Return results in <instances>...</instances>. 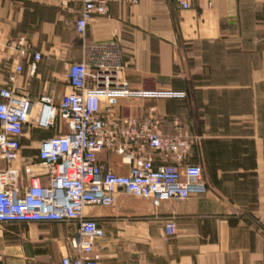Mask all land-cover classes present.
<instances>
[{"label": "crops", "instance_id": "crops-1", "mask_svg": "<svg viewBox=\"0 0 264 264\" xmlns=\"http://www.w3.org/2000/svg\"><path fill=\"white\" fill-rule=\"evenodd\" d=\"M80 7L81 0H0V84L21 64L20 93L58 103L69 90V64L82 58ZM87 40L121 44L133 89L186 93L184 100H121L115 112L155 114L167 134L179 125L191 141L183 165H198L209 191L159 207L121 193L115 207L86 209L105 231L99 264H264V0H213L189 11L175 0L115 3L89 24ZM34 53L42 60L31 77ZM27 143L25 134L23 155L35 158L39 145L30 156ZM99 161L129 173L116 154ZM75 231L58 223L0 225V254L5 264H60ZM53 246L56 261L39 255Z\"/></svg>", "mask_w": 264, "mask_h": 264}, {"label": "built area", "instance_id": "built-area-1", "mask_svg": "<svg viewBox=\"0 0 264 264\" xmlns=\"http://www.w3.org/2000/svg\"><path fill=\"white\" fill-rule=\"evenodd\" d=\"M143 0H81L76 33L82 42L80 62L69 64V90L56 103L51 96L35 102L17 88L24 68L18 64L0 84V225L70 224L76 227L68 240L71 252L60 264H99L96 250L105 237L104 228L86 216L88 208H112L119 194L151 201L183 202L208 194L198 165L185 164L191 141L179 125L163 130V120L121 117L115 109L121 100H169L186 98L181 91H138L126 78V62L116 40L90 43L87 29L95 17L109 15L118 3L137 6ZM213 0H175L183 11ZM34 53L29 64L33 77L41 62ZM66 132L44 138L35 158L23 155L27 127L57 130V118ZM62 132V128L58 129ZM113 153L129 166L117 175L100 164L99 157ZM168 234L176 226L167 222ZM0 264H5L0 254Z\"/></svg>", "mask_w": 264, "mask_h": 264}, {"label": "rangeland", "instance_id": "rangeland-1", "mask_svg": "<svg viewBox=\"0 0 264 264\" xmlns=\"http://www.w3.org/2000/svg\"><path fill=\"white\" fill-rule=\"evenodd\" d=\"M56 125L59 128H62V132H59V130H42V129H37L35 126L30 124L27 127L26 130V140L28 141L27 147L28 149L26 150L28 153L27 155L32 156L34 151L38 148V145L40 141L44 138H47L49 136H53L56 134H63L66 132V127H65V122L61 120L60 117L57 118ZM28 158V157H27ZM32 158V157H29ZM39 255H45L47 256L51 261H56L58 258V251L57 248L50 247L42 252H39Z\"/></svg>", "mask_w": 264, "mask_h": 264}, {"label": "trees", "instance_id": "trees-1", "mask_svg": "<svg viewBox=\"0 0 264 264\" xmlns=\"http://www.w3.org/2000/svg\"><path fill=\"white\" fill-rule=\"evenodd\" d=\"M184 100V99H183ZM50 137V136H49Z\"/></svg>", "mask_w": 264, "mask_h": 264}]
</instances>
